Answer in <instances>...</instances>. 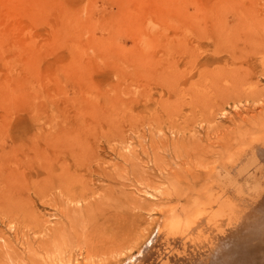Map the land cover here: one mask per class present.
I'll use <instances>...</instances> for the list:
<instances>
[{
    "label": "rangeland",
    "instance_id": "rangeland-1",
    "mask_svg": "<svg viewBox=\"0 0 264 264\" xmlns=\"http://www.w3.org/2000/svg\"><path fill=\"white\" fill-rule=\"evenodd\" d=\"M37 1L40 5L36 12L28 15L26 20H20L21 12L17 14L12 0H0V30L14 36L0 44V149L8 146L18 134L53 133L61 125L87 126L97 159L89 161L88 186L89 192H93L83 204H93L92 200L100 194L93 190V183L106 185L97 180L99 175L94 173L96 162L111 170H116L115 165L121 167L126 163L128 167L135 156L139 162H147L144 150H149L152 143L164 140L165 134L166 142L175 141L167 129L171 121L169 116L174 114L176 119L186 121L178 132L182 167H196L193 170H197V178L208 189L212 184L217 186L213 193L202 198L204 206L213 199H220L223 187L238 196L253 186L252 177L255 178V187L263 179L259 173L254 176L247 170L254 162V155L256 160L255 150H246L248 155H244L236 166L230 163V158L228 161L219 158L218 151L208 160L196 155L195 151L205 145L214 146L223 132L234 129H247L251 134L260 132L253 139L246 137L245 141L258 138L257 141L264 142V59L254 66L256 72L251 77L244 67V76L241 75L243 71L238 72L235 66L231 74L226 75L222 66L218 72L216 65L212 68L213 65L198 64L193 72L204 76L198 80L195 75L191 79L197 82V86H185L179 81L182 66L163 58L157 0ZM257 9L264 14L263 0L259 1ZM228 19L232 24L234 18ZM22 33H27V40L33 42L31 48H27L31 51L24 49L23 42L20 44L22 50L11 49L12 41ZM257 58L250 62L254 63ZM223 79L239 91L228 94L233 87L225 86ZM196 101L209 102L211 108L208 112L213 115L200 111L202 115L198 116L191 107ZM138 106L145 108L146 112L151 110L148 121L140 123L132 117ZM162 114L167 117L165 125L160 117ZM123 115L127 119L122 118ZM240 117L246 118V122L241 123ZM112 122H116L117 127L111 130V136H106L107 129L103 126ZM140 125L142 127L138 128ZM168 155L160 151L159 161L170 164L171 155ZM197 159H206L202 166L211 172L208 177H203L201 171L204 170L195 163ZM156 174L159 173L148 170L149 177ZM4 178L5 175L0 174V191H4L0 194V236L6 237L10 243L4 245L0 240V264H30L32 260L41 261L43 256H52V244L48 245L49 240L44 234L57 226V211L61 207L76 206L71 194L53 188L44 196L34 198V193L30 192L34 203L31 209V204L21 201L10 203V198L5 195L7 182H3ZM153 180L158 181V178ZM186 181L192 182L190 178ZM195 182L197 184L198 179ZM124 185L126 192L136 189L127 183ZM138 187L143 188L140 183ZM138 194L143 196L141 192ZM150 199L155 201L157 198ZM163 202L162 210L151 207L141 211V228H154L139 249L156 238L159 226L164 224V214L169 217L173 209L181 212L186 206L184 201ZM32 212L41 224L39 229L27 221L32 218ZM133 254L138 255L137 251Z\"/></svg>",
    "mask_w": 264,
    "mask_h": 264
},
{
    "label": "bare ground",
    "instance_id": "bare-ground-1",
    "mask_svg": "<svg viewBox=\"0 0 264 264\" xmlns=\"http://www.w3.org/2000/svg\"><path fill=\"white\" fill-rule=\"evenodd\" d=\"M157 1L160 5L157 15H160L158 29L160 44L164 49L163 58L182 66L179 75L181 83L185 86L198 85L196 81H191L195 75L198 80L204 76L193 72L198 64L213 65L212 68L216 65L218 72L222 66L226 75L228 72L231 74L233 66L238 72L243 71L244 67L250 77L254 75V66L264 59V14L257 9L261 0ZM12 2L17 14L21 12L20 20H26L40 5L37 0ZM229 17L234 18L232 24L228 22ZM26 34L22 33L12 41V50L21 49L23 42L24 49L31 51L27 48H31L33 42L27 40ZM13 37L0 30V44ZM254 57L259 58L251 63ZM241 75H245L244 71ZM208 78L212 79L210 76ZM223 81L225 86H232L227 84V79ZM232 89L228 94L239 91L238 88ZM191 107L201 117L200 111H205V114L211 105L196 101ZM150 112L138 106L132 117L143 123V120L148 121ZM208 113L213 115V112ZM160 117L165 125L167 117L164 114ZM169 117L171 121L167 129L175 141L166 142L167 134L163 132L164 140L158 139L157 144L152 143L149 150H144L147 162H139L135 156L128 167L127 163L121 167L115 165L116 170L96 162L94 173L99 175L97 180L106 185L93 183V190L100 192L92 200L93 204H83L90 197L88 194L93 192H89L88 186L89 161L97 159L87 126L61 125L53 133L18 134L8 146L0 149V174L5 175V195L10 198V203L21 201L26 205L31 204L33 209L30 192L34 193V198H40L53 188H61V192L66 190L68 195L71 194L76 204L74 207H61L57 211V226L44 234L49 240L48 245L52 244L53 257L43 256L41 261L32 260L30 264H264V142L260 143L258 138L245 141L246 137L252 138L260 132L251 134L247 129H234L223 132L214 142L217 150L210 144L196 148L198 156H205L208 160L218 154L222 160L228 161L230 158V163L235 166L244 155H248L246 150H255L256 160L254 155V162L249 164L247 170L254 176L259 173L263 178L255 187V178L252 177L253 186L238 196L223 187L220 199H213L204 206L202 198L208 197L217 186L212 184L208 189L197 178V170H193L196 167H182L184 162L179 157L178 149L182 146L178 132L186 121L176 119L174 114ZM122 118L127 119L125 115ZM239 120L246 122V118L240 117ZM115 123L103 126L107 129L106 136L112 135L111 130L117 127ZM246 144L250 145L241 148ZM160 151L171 155L170 164L159 161ZM215 151L218 152L215 154ZM206 159L195 160L198 167L204 170H200L204 178L211 174L206 166H202ZM148 170L159 174L149 177ZM155 177L158 181L154 182ZM189 178L191 183L186 181ZM197 179L198 185L195 182ZM125 183L136 188L135 191L126 192ZM139 183L143 188L138 187ZM155 184L157 186L154 188L152 185ZM218 191H221L220 188ZM2 192L3 189L0 194ZM149 197L157 199L151 201ZM170 200L184 201L186 206L181 212L173 209L169 217L164 214V224L159 226L156 238L139 249L154 228H141V211L151 207L162 210L163 201ZM176 217L181 220L177 222ZM27 221L38 226V229L41 225L39 220H35L33 212L32 218ZM0 238L4 245L10 243L6 237ZM134 251H137V256L133 254Z\"/></svg>",
    "mask_w": 264,
    "mask_h": 264
}]
</instances>
